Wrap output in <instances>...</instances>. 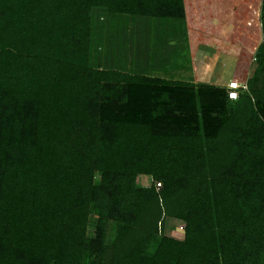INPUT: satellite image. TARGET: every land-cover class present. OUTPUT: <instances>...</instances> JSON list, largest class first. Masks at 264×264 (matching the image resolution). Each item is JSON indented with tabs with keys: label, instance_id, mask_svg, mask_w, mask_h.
<instances>
[{
	"label": "trees",
	"instance_id": "trees-1",
	"mask_svg": "<svg viewBox=\"0 0 264 264\" xmlns=\"http://www.w3.org/2000/svg\"><path fill=\"white\" fill-rule=\"evenodd\" d=\"M183 1L0 0V264H264V0L232 100L134 38Z\"/></svg>",
	"mask_w": 264,
	"mask_h": 264
},
{
	"label": "rangeland",
	"instance_id": "rangeland-1",
	"mask_svg": "<svg viewBox=\"0 0 264 264\" xmlns=\"http://www.w3.org/2000/svg\"><path fill=\"white\" fill-rule=\"evenodd\" d=\"M190 2L196 3L197 7L193 6L188 16L193 18L194 22L200 20L203 23L197 25L195 22L194 25L200 26L201 31L199 33L196 31L199 34L197 37L193 31L191 35L194 39L191 41L197 42L201 37L203 43L200 39L199 44L185 57L178 54L177 59H186L179 61L180 66L187 69L184 76L189 77L185 78L221 86H225V83L232 79L243 81L247 72L251 71V53L261 38L257 20L258 0H190ZM204 36L208 38L205 39L207 41L204 40ZM189 57L191 60L188 62ZM164 66L166 67V64ZM182 71L181 68L176 74L181 75ZM176 76L178 75H174L175 78ZM145 179L139 177L138 181L145 184L147 183ZM161 230L165 235L178 239L182 237L181 222L175 219H164Z\"/></svg>",
	"mask_w": 264,
	"mask_h": 264
},
{
	"label": "crops",
	"instance_id": "crops-1",
	"mask_svg": "<svg viewBox=\"0 0 264 264\" xmlns=\"http://www.w3.org/2000/svg\"><path fill=\"white\" fill-rule=\"evenodd\" d=\"M183 2H184V12H185L184 19H183L184 25H167V24L166 25H159V24L158 25H139V27L136 30L137 34L136 35L134 34V38H139L140 35L142 36V34L145 35L146 30L150 29L152 32V34L150 35V38L151 36L153 37L159 36V40H162V42L159 41V44L161 46L165 45L169 49L168 52H171L173 51L174 48H176L178 51V54H181L180 55L181 57L183 56L185 57V55H189L190 52L194 50V47L199 44L200 39L203 43V38L201 37L197 42L192 43L191 41L194 39L193 36L191 35L192 32L194 31L193 34L197 37L199 35L198 34L199 31H201L200 26L194 25L195 22L197 25H203V23H201L200 20L194 22L193 18L188 16L190 9L193 6L197 7L196 3L193 4V2L192 3L190 2V0H184ZM138 30L140 31V33H138L139 32ZM196 31H198V33H196ZM205 39L208 40L206 36H204V40ZM202 43L200 45H202ZM203 45H207V44H203ZM170 60L173 61L172 58ZM179 60L186 61L185 58H181ZM190 60L191 59L189 57L187 61L189 62Z\"/></svg>",
	"mask_w": 264,
	"mask_h": 264
},
{
	"label": "built area",
	"instance_id": "built-area-1",
	"mask_svg": "<svg viewBox=\"0 0 264 264\" xmlns=\"http://www.w3.org/2000/svg\"><path fill=\"white\" fill-rule=\"evenodd\" d=\"M252 60L254 59L253 57L251 58ZM226 86V94L228 99H236L238 91L239 90H244L245 89V84L244 82H238L237 80H228L225 83Z\"/></svg>",
	"mask_w": 264,
	"mask_h": 264
}]
</instances>
